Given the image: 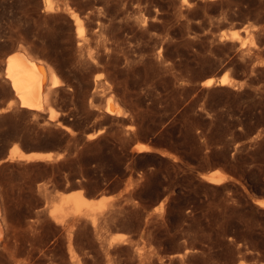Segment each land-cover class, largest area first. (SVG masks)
<instances>
[{"label": "rangeland", "instance_id": "rangeland-1", "mask_svg": "<svg viewBox=\"0 0 264 264\" xmlns=\"http://www.w3.org/2000/svg\"><path fill=\"white\" fill-rule=\"evenodd\" d=\"M44 1L0 0V109L18 49L62 80L56 119L0 112V264H264V0ZM14 145L63 156L5 160ZM78 190L95 224H59L50 211Z\"/></svg>", "mask_w": 264, "mask_h": 264}, {"label": "bare ground", "instance_id": "bare-ground-1", "mask_svg": "<svg viewBox=\"0 0 264 264\" xmlns=\"http://www.w3.org/2000/svg\"><path fill=\"white\" fill-rule=\"evenodd\" d=\"M44 5L47 10H51L53 7L52 0H45ZM71 18L74 21L77 35L80 37L83 36L84 29L78 13L72 11ZM26 50V48L18 49L15 53L13 52L14 54H10V56L8 57L6 56L7 59H5L4 62L3 76L6 78V80L9 81L11 93L12 95H14L15 99L13 98L6 107L0 109V112H5L12 108L14 105H20L21 107H24L29 111H48L50 114V118L56 119L59 113L55 108L51 106L49 99L50 95H52L51 93L53 89L61 85L62 80L57 74L55 70L56 68H54L51 63L43 59L34 57L30 52ZM227 79L228 75L227 73H225L220 81L221 83H226ZM213 82V79H208L204 82V85L210 86L213 84ZM115 99L113 96H109L107 98L104 111L108 115L123 116L125 114V111ZM60 124L62 125L61 122ZM100 131L101 130H99L98 132L100 133ZM98 132L96 133L98 134ZM94 134L95 131L94 133L89 134L88 137H94ZM135 146L139 151H146L151 149V147L146 143H137ZM19 148L20 147H18L17 145H14L5 160L53 161L63 156V153L59 152L25 153ZM205 177L208 181L216 184L222 182L227 177V174L221 169H213L209 171V173H207ZM1 198L2 197H0V244L6 239L9 229L6 210L4 207L6 205H3ZM99 200L100 199H97V205ZM95 201V199L88 198L81 190L75 191L73 193H67L65 194V197H63L62 203L52 209L49 215L59 224L63 225V223H67V226H69V222H65V219H67L66 217H72V220L74 221L79 218L81 220L82 217H90L92 222L95 224L96 218L95 213L93 212V207L96 204ZM256 202L260 206L264 207V199L256 200ZM69 221H71V218ZM69 224L72 226L74 225L71 224V222Z\"/></svg>", "mask_w": 264, "mask_h": 264}, {"label": "water", "instance_id": "water-1", "mask_svg": "<svg viewBox=\"0 0 264 264\" xmlns=\"http://www.w3.org/2000/svg\"><path fill=\"white\" fill-rule=\"evenodd\" d=\"M7 155H8V153L6 154V157H7ZM260 199H264V195H261V196L255 198V200H260Z\"/></svg>", "mask_w": 264, "mask_h": 264}]
</instances>
